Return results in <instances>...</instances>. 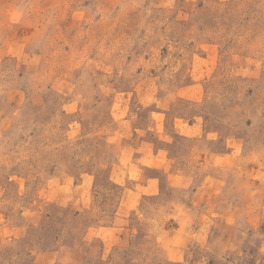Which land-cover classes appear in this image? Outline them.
<instances>
[{
  "label": "rangeland",
  "instance_id": "rangeland-1",
  "mask_svg": "<svg viewBox=\"0 0 264 264\" xmlns=\"http://www.w3.org/2000/svg\"><path fill=\"white\" fill-rule=\"evenodd\" d=\"M0 264H264V0H0Z\"/></svg>",
  "mask_w": 264,
  "mask_h": 264
}]
</instances>
